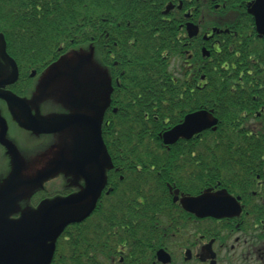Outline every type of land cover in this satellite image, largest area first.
Returning a JSON list of instances; mask_svg holds the SVG:
<instances>
[{"label": "flooded vegetation", "instance_id": "af4514ba", "mask_svg": "<svg viewBox=\"0 0 264 264\" xmlns=\"http://www.w3.org/2000/svg\"><path fill=\"white\" fill-rule=\"evenodd\" d=\"M17 64L18 79L9 85L0 84V91H11L25 98L32 113H40V118L52 120L56 116L70 113L69 110H64L56 114H44L39 105L40 102L37 104L31 101L30 97H33L31 91L35 88V83L47 64L40 65L38 68L32 64L26 66L22 63ZM0 66L3 68L1 79H5L11 72L10 67L3 62H0ZM116 73L123 77L126 71L118 69ZM125 77L127 81L125 89H129L131 75L128 74ZM122 84L120 77L116 76L117 87L113 91L111 107L105 111L104 116L103 126L108 125L113 140L118 122L117 115L123 109L120 96L123 90L119 88ZM93 100L97 105L105 106L101 98H93ZM0 105L5 110L2 114L0 109V147L3 149L0 158V191L16 173V168H21L22 174L26 173L19 144L23 145L25 154L29 155L32 147L31 140L66 135L65 146H63L65 152L59 154V158L71 159L76 151L87 145L89 141L85 139L86 135L89 137V131L83 127H71L58 133H36L21 125L24 118L16 107L13 106L11 109L2 99H0ZM77 106L81 107L73 108L72 112L87 115L95 113L86 108L81 101L77 100ZM23 133L27 135L26 140L22 139ZM61 147L59 146L57 150ZM252 147L255 149L252 157L239 161L238 178L216 175L217 178H207L205 186H202V190L212 188L214 193L227 189L234 197L228 201V204L237 207L239 213L235 217L222 219L208 217L201 219L193 214L191 216L184 213L173 199L174 215L177 217L172 218L169 224H166L165 219L147 218V213L142 210L135 213L133 217V209L138 210L139 206L128 203L129 207L123 209L122 201L119 204L113 203L117 172H120L113 166L108 171V183L101 191L95 209L81 221L74 222L65 228L62 236L57 240L56 252L50 264H264V138L257 139ZM191 157L193 154L190 156V166H193L196 162ZM180 163V160L169 162L175 170L179 168ZM45 168L46 165L41 168L43 170L40 174L46 171ZM86 170L90 175L98 173L97 166L94 164L89 165ZM60 172V175L55 174L56 177L53 180H48L51 177L47 176L35 183L29 195H25L24 189L21 188L19 192L15 189L11 194L0 197V207L5 210V216L9 219H17L23 214H34V218L30 221L32 233H34V226H39L42 222L41 216L36 215L35 212L47 200L58 195L74 194L82 190L86 184L85 175H77L72 167L62 169ZM86 176L89 175L86 174ZM59 178H64L65 183H61ZM190 180L195 183V175ZM176 188L178 187L174 189ZM166 191L172 195L170 188ZM131 193L136 195L133 200L138 201V196L144 197L150 192L145 191L143 187H135ZM107 198L110 202H105ZM88 199L91 201V197ZM224 201V198L217 200L218 203ZM87 204L90 207L91 202L62 206L61 209L73 208L76 210L73 215L79 216L83 215L84 207L88 208ZM141 204L143 205L142 202ZM57 216L58 212L52 213V218ZM48 221L49 218L45 219V225ZM142 227H145L149 233L140 229ZM138 231L141 233L138 234ZM175 232L183 236V239L179 240Z\"/></svg>", "mask_w": 264, "mask_h": 264}, {"label": "trees", "instance_id": "16d2710c", "mask_svg": "<svg viewBox=\"0 0 264 264\" xmlns=\"http://www.w3.org/2000/svg\"><path fill=\"white\" fill-rule=\"evenodd\" d=\"M168 1L0 0V31L5 34L8 52L18 63L22 64L45 65L70 47L102 39V43L109 45L115 40L122 41L123 49H116L115 53L118 57L123 53H128L130 57L134 58L129 63L132 68L128 71L129 73L146 72V66L150 68L149 72L155 68L160 77L148 78L147 88L143 90L140 87L139 89L145 97L144 106L150 110H153L154 107L157 109L156 113L147 111L151 118L150 123L146 121L149 130L145 133L141 124L136 126L137 124L131 123L129 135L131 137L134 135V138L119 140V143L123 148V152H121L123 155L158 156L161 154V159L151 166V168L156 167L154 169L159 170L168 162L169 155H177L183 146V144H178L170 149H165L161 145L157 132L165 125L166 120L175 123L187 109L213 107L221 119L219 129L196 137L195 139L203 138L207 142L196 144L195 148L198 150L201 147H210L225 140L240 141L244 136V131L238 127L237 123L242 111L253 114L254 109L264 107V39L254 36V30L252 31L253 35L249 36L250 26L238 14L245 13L243 8L249 0L210 1L213 7L216 2L225 4V7L220 9L223 15H236L238 19L241 18L235 27L233 26L235 22L230 21L232 28L243 30L248 26V33L244 35L245 39L240 37V34L237 37L230 33L210 39L207 43L212 45V53L210 57L206 58L200 55L199 50L196 53L194 45H192L188 48L192 50L189 52L192 57L185 58L182 65L183 72L178 81L173 78L171 71L170 74L167 71L168 59L164 58L162 62H157L155 54L160 52L166 56V49H169L172 46V41L176 39V31L181 36H185V32L179 29L177 21L181 23L184 20L182 13L185 10L196 13V5L194 0H182V10H177L175 19L171 21L172 15L162 14L164 5ZM172 1L175 2V0ZM212 6L211 9H213ZM245 14L247 15V13ZM99 18L106 19V21L101 22ZM218 22L226 25L223 20ZM215 23L213 21L214 25ZM204 30L206 31L205 28ZM109 33L111 35L107 36ZM157 34H159L158 37H156ZM113 35H116V39L112 38ZM149 38L152 40L149 41ZM191 42L198 43L196 39ZM131 43L139 45L129 47L128 45ZM175 47H178L182 51L181 54H184L185 46L176 42ZM158 49H161L162 52ZM176 52H171V56ZM139 54H143L145 57L137 59L136 55ZM184 56L186 57V54ZM123 65L125 67L128 63ZM251 71H254L256 80L248 81L245 74H249ZM202 74L205 75V80H200ZM240 76L241 78H239ZM237 77L239 78L238 83L230 84L231 88L240 90L239 84H241L250 91L254 98L237 92L229 93L230 88L224 80L229 82ZM177 92L179 101L175 103L174 96ZM262 116L264 117V113ZM208 137L215 140L208 141ZM244 137L246 138V136ZM144 138L147 142H135L144 140ZM213 148H222L225 157L236 156L226 147L215 146ZM219 151L199 155L201 158L198 161L201 162V165L196 169L198 189L206 184V173L209 172L211 177L223 170L224 162L217 155ZM242 155L244 154L239 151L237 158L231 160L236 162ZM247 157L248 155L245 154V158ZM156 160L152 159L154 162ZM124 161L123 163H125ZM160 162L162 164H159ZM131 181L134 182L135 179L132 178Z\"/></svg>", "mask_w": 264, "mask_h": 264}, {"label": "water", "instance_id": "95a60500", "mask_svg": "<svg viewBox=\"0 0 264 264\" xmlns=\"http://www.w3.org/2000/svg\"><path fill=\"white\" fill-rule=\"evenodd\" d=\"M249 13L254 16L257 31L260 36H264V0H255L249 3ZM190 36L195 35L198 32L196 25L188 24ZM5 40L3 35L0 34V51L2 56L13 65L12 78L16 79L18 70L14 61L6 54ZM80 88L83 89L80 83ZM3 97L8 100H12L10 95H4ZM27 117L26 127L40 133L58 132L62 131L73 125H84L89 128L92 134V142L86 147V151L78 154L72 161L61 160L57 165L48 173L57 170L62 163H66L69 166H73L77 172L83 171L87 164L96 162L102 169L101 176L103 177V168L100 163V156L104 149V143L100 134V126L95 117L85 116L81 114H69L61 117L56 121L45 123L29 114L28 108L24 105V101L17 98L14 100ZM92 107V106H90ZM99 115V112L96 116ZM218 123V119L214 117L213 113L208 110H200L186 116L184 122L179 124L164 133L163 137L166 143L176 142L179 138H191L195 133L201 132L207 128H210ZM102 177L100 181H95L96 177H90L87 179V187L80 195L76 194L67 198H60L54 200L47 205V209L41 213L42 222L39 226H34L35 232L32 233V226L27 218H33L34 216H27L21 220H9L5 216L0 214V264H48L52 251L54 250V241L58 237L63 228L73 221L69 219L63 222L55 224V219H52L50 224H47V230H45V216L51 210H56L64 204H75L85 199L89 195H93L96 199L99 188L102 185ZM19 181V180H18ZM16 181V186L24 184V182ZM13 181V179L11 180ZM30 183V182H28ZM224 198L223 203H218L217 200ZM230 196L226 191L219 193H211V190H206L202 195L197 197H186L182 199V204L185 209L195 213L200 217L204 216H233L237 212V207L229 206L228 201ZM95 202V201H94ZM62 214H59L60 217ZM62 218V217H61ZM49 242V244L47 243Z\"/></svg>", "mask_w": 264, "mask_h": 264}, {"label": "rangeland", "instance_id": "374dc122", "mask_svg": "<svg viewBox=\"0 0 264 264\" xmlns=\"http://www.w3.org/2000/svg\"><path fill=\"white\" fill-rule=\"evenodd\" d=\"M203 2L205 3L203 4L204 6H200V12L204 15L202 20L208 21L212 16H209V14H211L209 11V0H203ZM173 45L175 46V44ZM175 48L178 50L177 59L179 61V66L176 68V65L172 62L174 67L171 65L169 67L170 70L174 68L178 78H180L185 56L181 54L182 51L178 47ZM176 74L173 76L175 79H178ZM75 77L79 82L85 85L89 82L100 83L102 85L100 86L102 87V92L106 95L110 94L112 91L111 87H113V77L110 68L100 59L95 47L88 45L68 49L52 64L46 67V69H44L39 75V78L35 83V88L31 91L33 93V97H30L31 101L37 104L40 102L39 105L42 107V112L44 114H56L64 110H69V104L72 100L73 91L77 86L75 83ZM45 88H47V91L43 93ZM177 95L178 101V92ZM0 109L2 110V114H4L5 110L3 106L0 105ZM238 120L241 124H255L259 122L254 120L252 117H247V119L239 117ZM22 135V139L26 140L27 135L24 133ZM65 138L66 135H56L54 138L33 139L31 140L32 147L29 155L25 154L23 145L19 144L23 161H25L24 169L26 173H23L22 177L28 178L35 175L38 176L41 172L40 170H42L41 168L45 165L48 166L49 162L55 157L59 146H65ZM207 140L214 141L215 139L208 137ZM203 143L207 142L202 141L201 144ZM200 149L203 150L204 147H201ZM2 153L3 149L0 147V158ZM222 153V150H220L219 155ZM53 179L55 178L50 180ZM59 179L61 183H65L64 178ZM50 183L51 181L48 184L50 185ZM152 190L155 192L153 187ZM24 194L29 195V190L25 189ZM165 218H167V214L165 215Z\"/></svg>", "mask_w": 264, "mask_h": 264}]
</instances>
